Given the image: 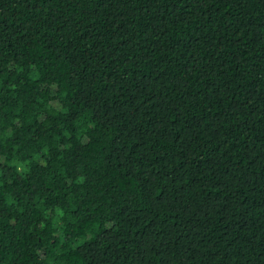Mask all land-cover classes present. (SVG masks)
<instances>
[{"label": "trees", "instance_id": "trees-1", "mask_svg": "<svg viewBox=\"0 0 264 264\" xmlns=\"http://www.w3.org/2000/svg\"><path fill=\"white\" fill-rule=\"evenodd\" d=\"M0 264H264V0H0Z\"/></svg>", "mask_w": 264, "mask_h": 264}]
</instances>
